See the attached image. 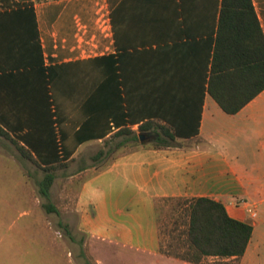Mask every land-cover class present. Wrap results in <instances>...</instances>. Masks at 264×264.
<instances>
[{"label":"crops","instance_id":"1","mask_svg":"<svg viewBox=\"0 0 264 264\" xmlns=\"http://www.w3.org/2000/svg\"><path fill=\"white\" fill-rule=\"evenodd\" d=\"M251 1L264 34V0ZM220 3L0 0V74L53 66L48 94L55 106L48 108L59 112V125L75 131L95 118L97 136L106 133L80 143L72 158L83 145L116 131L120 113L126 114L120 126L134 130L147 120L186 128L187 137H175L171 146L141 144L116 156L84 179L78 193L85 232L147 253L154 264H190L158 252L154 204L168 196L222 202L231 217L253 227L238 264H264V89L234 114L208 93ZM103 86L122 98L117 122L114 108H98V116L96 110L83 112ZM23 96L22 108L0 102L2 124L23 126L17 132L44 104L36 92Z\"/></svg>","mask_w":264,"mask_h":264},{"label":"trees","instance_id":"2","mask_svg":"<svg viewBox=\"0 0 264 264\" xmlns=\"http://www.w3.org/2000/svg\"><path fill=\"white\" fill-rule=\"evenodd\" d=\"M106 58L101 56L100 59L105 62ZM106 68L104 63L103 69ZM54 73L53 66L44 67L39 63L25 70L0 74V88L6 90V95L0 96L1 103H7L9 107L22 108L23 93L28 91L36 92L40 101L42 98L44 100L40 109L35 111V119L25 121L27 126L24 132H17L22 131L23 126L16 130L3 125L4 119L1 117L0 136L10 141L22 158L43 168L45 173L38 183L39 193L47 199L50 197V188L55 179L53 170L67 166L72 154L83 141L106 135L105 133L97 136L95 133L94 124L99 122L95 118L85 121L75 131L72 126L59 125L61 123L57 118L59 112L48 108L50 105L55 106L52 94H48ZM106 86L98 90L96 95L98 99L97 97V100L94 99L93 105L90 106V103L84 105L82 111L96 110L93 115L98 116V108L110 107L111 110L114 108L113 113H116L117 122V109H120L118 102H121L122 98ZM263 89L264 34L252 1L221 0L218 25L213 38L207 91L224 112L234 114ZM50 97L51 100L48 102ZM120 114L123 115V119L118 118V123L122 124L126 114ZM120 124L116 131L103 140L106 141L108 137L124 136L117 143L122 145L126 142H137L138 131L153 130L157 136L150 143L143 145L161 148L171 146L177 136L187 137L186 128L159 124L153 120L140 123L137 130ZM14 130L15 132L11 134ZM188 131L189 135H194L197 128ZM139 145L140 142L134 143L133 146ZM104 154L105 151L99 149L93 159H99ZM160 201L165 202L171 212V223L170 226H165V232L158 228L161 221L158 211ZM44 206L48 211H55L50 202ZM154 212L158 252L190 264H203L202 260L207 256L221 259L233 257L232 259L237 260L245 252L252 235L253 227L250 222L231 217L222 202L207 196L160 197L155 201Z\"/></svg>","mask_w":264,"mask_h":264},{"label":"rangeland","instance_id":"3","mask_svg":"<svg viewBox=\"0 0 264 264\" xmlns=\"http://www.w3.org/2000/svg\"><path fill=\"white\" fill-rule=\"evenodd\" d=\"M122 138L108 137L80 147L67 166L53 170L55 179L47 199L39 193L43 168L22 158L0 136V264H154L153 256L92 237L80 225L77 199L83 180L139 144L138 140L117 145ZM99 149L105 154L93 159ZM48 202L55 211L46 209ZM158 211V228L165 232L171 223L170 208L160 201ZM259 257L264 262V252ZM202 263L238 264V259L207 256Z\"/></svg>","mask_w":264,"mask_h":264},{"label":"water","instance_id":"4","mask_svg":"<svg viewBox=\"0 0 264 264\" xmlns=\"http://www.w3.org/2000/svg\"><path fill=\"white\" fill-rule=\"evenodd\" d=\"M156 136L157 134L153 130L138 132V139L140 144H145L146 142L155 139Z\"/></svg>","mask_w":264,"mask_h":264},{"label":"built area","instance_id":"5","mask_svg":"<svg viewBox=\"0 0 264 264\" xmlns=\"http://www.w3.org/2000/svg\"><path fill=\"white\" fill-rule=\"evenodd\" d=\"M252 215H254V213H252Z\"/></svg>","mask_w":264,"mask_h":264}]
</instances>
